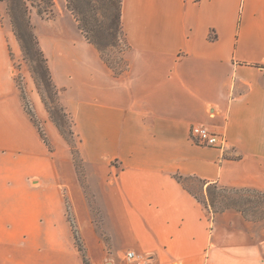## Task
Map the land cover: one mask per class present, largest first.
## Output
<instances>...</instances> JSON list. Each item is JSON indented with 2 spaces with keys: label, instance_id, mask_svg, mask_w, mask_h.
<instances>
[{
  "label": "crops",
  "instance_id": "1",
  "mask_svg": "<svg viewBox=\"0 0 264 264\" xmlns=\"http://www.w3.org/2000/svg\"><path fill=\"white\" fill-rule=\"evenodd\" d=\"M55 2L34 25L91 192L27 75L37 124L26 110L0 0V264H85L68 204L89 264H137L130 251L148 264H264V218L212 212L185 183L264 193V0H123L120 71ZM193 125L223 144L194 143Z\"/></svg>",
  "mask_w": 264,
  "mask_h": 264
},
{
  "label": "rangeland",
  "instance_id": "2",
  "mask_svg": "<svg viewBox=\"0 0 264 264\" xmlns=\"http://www.w3.org/2000/svg\"><path fill=\"white\" fill-rule=\"evenodd\" d=\"M4 1V0H2ZM6 4V11L7 10V2L4 1ZM102 12L96 11L93 13V16H96V20L93 22L94 26L90 31V37L97 43L98 46L105 49L104 56L108 61L112 64V66L117 70L120 71L125 67L126 58L125 53L127 50L125 41L122 39L121 35L117 32V24L113 23L107 17H103L101 14ZM42 17L43 19H51L54 18L55 13L49 17L47 15H39L37 10L34 8L30 9V20L32 23L33 30L36 34V29L34 25V19ZM12 26V23H11ZM13 30V29H12ZM37 36V34H36ZM18 40V38L16 37ZM118 42L117 46H111L112 43ZM20 53L19 56L14 57V72L17 82L24 88V77L29 76V78L35 84L36 90L40 95L45 98L47 101V108L49 111L52 112L50 116L55 117L57 119L63 129V136L67 141L70 152L73 157L76 171L80 177V180L84 184L86 191L91 192L87 180H86V173H85V166L78 150V139L74 134L72 128V121L69 116H65L63 114L62 108L64 106L59 100V97L55 96L54 91L49 88L47 82L45 81V69L42 66L39 56L36 50L33 47V44L29 37H25V45L26 48L22 45V42L18 40ZM25 90V89H24ZM65 109V108H64ZM54 120V118H52ZM73 132L70 133V132ZM62 132V131H60ZM185 183L187 186L194 192H196L202 199L206 200L209 194H205L203 183L197 179H189L186 180ZM213 188L210 190L212 191ZM226 198L229 201L234 200L238 206H240L243 210V213L248 217L259 220L264 218V193L257 192V191H250V190H240V189H233L229 190H218L217 192V201L215 208H223L226 204ZM92 204L96 207L94 200V196H90ZM68 218L71 221L73 226V231H75L77 238L83 245L82 237L79 233L78 228L76 227L75 220L73 218L72 212L69 208L68 204ZM211 210V209H210ZM216 210V209H215ZM213 212V210H211ZM97 213L99 211L97 210ZM96 215L99 217V214ZM84 246V245H83Z\"/></svg>",
  "mask_w": 264,
  "mask_h": 264
},
{
  "label": "trees",
  "instance_id": "3",
  "mask_svg": "<svg viewBox=\"0 0 264 264\" xmlns=\"http://www.w3.org/2000/svg\"><path fill=\"white\" fill-rule=\"evenodd\" d=\"M4 1L7 2V10L10 16V20L12 23V29H13L15 36L18 38V40L22 42V45L24 46V48H26L25 37L30 38L33 44V47L39 56V60L45 69L44 79L49 85L48 87L54 91L55 96L58 99L59 89L54 84L47 58L40 46L38 37L36 36L33 30L32 23L30 20V9L31 8L36 9L38 14L41 16L47 15V17H49L53 15L54 7L56 5L55 0H4ZM66 2H67L68 9L72 12L78 24L79 29L82 31L86 39L100 51V53L102 54L104 58H105L104 56L105 49L98 46L97 43L89 35L90 31L92 30L94 26L93 22L96 20V16H93V13H95L96 11H100L102 12L101 14L103 15V17H107L113 23L117 24V32L121 35L122 39L124 40V32L122 29V2L123 0H66ZM117 45H118V42L117 43L114 42L111 44V46H114V47ZM105 60L112 66V64L108 61V59L105 58ZM18 85L21 89L22 99L26 107V110L31 116L32 120L37 124L36 117L30 106L27 95L22 86V83L20 84L18 83ZM42 100L44 101L46 108H47L48 104L45 98H43V96H42ZM62 111H63V114L67 117L68 114L66 110L62 108ZM49 113L52 114L51 111H49ZM51 118H54V120L53 119L52 120L57 125L59 130L62 131L61 133L63 134V129L59 121L55 119L53 115ZM41 133H42L43 138L46 139L42 130H41ZM70 133L73 134L72 131ZM181 178L182 177H179L180 180ZM211 188H213L212 191L210 190ZM218 190H227V193H228L229 190H233V189L220 186L217 183H212L208 185L207 190L205 192V194H209L206 200L202 199L197 193H196V196L201 201H203L211 210H213V212H221L229 208H235L243 212L242 208L238 206V204L234 200L229 201L227 198H226V204L223 208H218V209L215 208ZM74 237H75L76 244L83 256L85 264H89L85 256L84 246L77 238L75 231H74Z\"/></svg>",
  "mask_w": 264,
  "mask_h": 264
},
{
  "label": "built area",
  "instance_id": "4",
  "mask_svg": "<svg viewBox=\"0 0 264 264\" xmlns=\"http://www.w3.org/2000/svg\"><path fill=\"white\" fill-rule=\"evenodd\" d=\"M190 136L194 143L201 146H220L224 142V138L221 135L201 125H193ZM127 257L129 259L137 258V264H148L150 261L149 257H140L133 251H130Z\"/></svg>",
  "mask_w": 264,
  "mask_h": 264
}]
</instances>
